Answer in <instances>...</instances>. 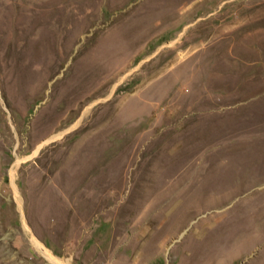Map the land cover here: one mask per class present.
Masks as SVG:
<instances>
[{"label":"rangeland","instance_id":"rangeland-1","mask_svg":"<svg viewBox=\"0 0 264 264\" xmlns=\"http://www.w3.org/2000/svg\"><path fill=\"white\" fill-rule=\"evenodd\" d=\"M261 170L264 0H0V264H264Z\"/></svg>","mask_w":264,"mask_h":264},{"label":"bare ground","instance_id":"bare-ground-1","mask_svg":"<svg viewBox=\"0 0 264 264\" xmlns=\"http://www.w3.org/2000/svg\"><path fill=\"white\" fill-rule=\"evenodd\" d=\"M261 172V179L253 180L251 174L245 175L239 184L241 196L226 209L225 225L230 250L236 243L240 245L244 242L258 246L259 256L264 259V189H258V184L264 178V170ZM256 263L251 260L249 264Z\"/></svg>","mask_w":264,"mask_h":264}]
</instances>
